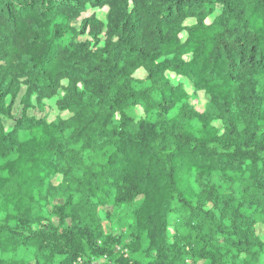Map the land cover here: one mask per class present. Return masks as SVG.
<instances>
[{"label":"trees","instance_id":"16d2710c","mask_svg":"<svg viewBox=\"0 0 264 264\" xmlns=\"http://www.w3.org/2000/svg\"><path fill=\"white\" fill-rule=\"evenodd\" d=\"M97 261L264 264V0H0V264Z\"/></svg>","mask_w":264,"mask_h":264},{"label":"rangeland","instance_id":"374dc122","mask_svg":"<svg viewBox=\"0 0 264 264\" xmlns=\"http://www.w3.org/2000/svg\"><path fill=\"white\" fill-rule=\"evenodd\" d=\"M199 106L201 107L200 104H199ZM42 112H43L44 115H47L49 117H53L54 115L57 114L56 109L54 108V106H52L50 104H48L42 110ZM52 200H53L52 201V205L54 203H58V202H61L62 201V199H60V198H55V199H52ZM51 206H50V208H51ZM119 211H116V214H115V216L113 217L112 220L105 219V221L107 222V224H109L108 226L112 229V231L114 233H117L118 235H122L123 238H124V241L122 242L121 245H118L117 246V249L118 250L121 249V250H125L126 251V248L123 245L127 241V231L126 230H127V227H129V224H131L132 219H131L130 213H127V212L126 213H123V212H119ZM171 233L173 234L172 229H171ZM20 254L23 255V256H25L27 254V251L22 250ZM138 255H143V253L140 252V253H138Z\"/></svg>","mask_w":264,"mask_h":264},{"label":"built area","instance_id":"2783aa9c","mask_svg":"<svg viewBox=\"0 0 264 264\" xmlns=\"http://www.w3.org/2000/svg\"><path fill=\"white\" fill-rule=\"evenodd\" d=\"M105 263V261H97V262H95V264H104Z\"/></svg>","mask_w":264,"mask_h":264}]
</instances>
